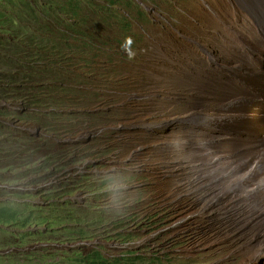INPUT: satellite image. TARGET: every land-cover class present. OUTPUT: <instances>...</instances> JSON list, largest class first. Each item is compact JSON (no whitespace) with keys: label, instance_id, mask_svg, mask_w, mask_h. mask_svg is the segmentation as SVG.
Instances as JSON below:
<instances>
[{"label":"rangeland","instance_id":"374dc122","mask_svg":"<svg viewBox=\"0 0 264 264\" xmlns=\"http://www.w3.org/2000/svg\"><path fill=\"white\" fill-rule=\"evenodd\" d=\"M8 1L3 7L4 24L18 37L12 41L0 32V39L12 48L27 54V41L41 37L42 24L54 36L64 28L74 34L70 40L77 38L65 43L64 51L69 50L67 56L73 61L65 76L76 81L65 109L86 115L72 124L76 128L70 138L62 134L69 165L50 182L94 172L133 175L128 189L111 196L120 199L122 206L133 205L140 223L135 238L124 241L96 237L60 244L37 238L23 244L9 241L11 236L0 232V264L39 263L44 256L53 264H67L60 250L73 257L93 245L111 258L133 250L145 259L157 253L167 264H264L261 238L252 239L245 229L237 228L239 210L233 204L239 195H234L233 181L226 178L225 186L212 191L203 178L209 175L208 154L200 145L202 135L210 134L204 127L211 126L212 118L201 122L200 86L214 85L221 74L229 73L232 79L235 51H244L243 40L251 32L247 15L234 0ZM75 26L79 33H74ZM20 36L26 42L17 45ZM22 59L27 55L18 60ZM85 60L89 66L83 68ZM9 64L7 59L3 68ZM5 106L17 118L19 109ZM191 114L195 118L190 122ZM16 124L15 130L20 131L22 123ZM31 134L44 137L37 129ZM229 136H234L232 131ZM230 144L233 139L221 142L222 147ZM83 149L88 150L84 156L93 160L84 168L71 165V155ZM88 163L103 165L92 169ZM30 183L0 175V200L14 192L26 195ZM47 185L33 191L42 194ZM45 197L36 203L45 206ZM100 203L114 206L108 195Z\"/></svg>","mask_w":264,"mask_h":264},{"label":"trees","instance_id":"16d2710c","mask_svg":"<svg viewBox=\"0 0 264 264\" xmlns=\"http://www.w3.org/2000/svg\"><path fill=\"white\" fill-rule=\"evenodd\" d=\"M4 2L9 1L0 0V32L13 41L17 35L4 24L7 23L3 13ZM35 20L38 21V17ZM52 22L55 23L54 20ZM61 31L64 32L54 36L49 27L42 24L41 37H30L27 41V54L18 47L12 48L5 38L0 39V175L11 174L14 182H31L26 195L14 192L7 200H0V232L11 236L9 241L13 238L23 244L37 238L42 242L60 244L92 241L96 237L115 241L134 239L140 221L133 205L125 202L122 206L120 199L111 196L128 189L133 175L94 172L66 175L63 182L60 179L50 182L69 165L65 156L68 148L64 150L65 146L61 145L66 141L61 138L63 135L70 138L76 128L72 124L86 115L65 109L72 85L76 88V81L65 76L73 66V61L67 56L69 50L64 51L65 43L77 38L70 40L69 36L74 34L64 28ZM74 33H79L77 26ZM19 38L22 41L16 44H25L26 39L23 36ZM5 51L8 52L7 57ZM22 55H27V59L18 60ZM7 59L10 64L4 69ZM86 62H81L83 68L89 66ZM2 104L18 108L17 118L8 106ZM15 122L22 123L20 131L15 130L18 127ZM35 129L44 137L32 135L31 131ZM85 153L88 150L71 155V165L84 168L87 161L93 160L84 156ZM88 164L92 169L103 165ZM57 178H62V175ZM45 184L48 185L42 194L33 191ZM76 195L81 196V200L76 199ZM104 195L113 198V207L100 203ZM41 196H46L45 206L36 203ZM126 251V254L111 258L99 245H93L87 253L78 251L73 257L60 250L67 264H167V260L157 253L145 259L143 254H137L138 251ZM47 258L44 256L39 263L29 264H53Z\"/></svg>","mask_w":264,"mask_h":264},{"label":"bare ground","instance_id":"6f19581e","mask_svg":"<svg viewBox=\"0 0 264 264\" xmlns=\"http://www.w3.org/2000/svg\"><path fill=\"white\" fill-rule=\"evenodd\" d=\"M234 3L247 15L251 32L243 40L244 51H235L238 57L236 70L230 72L232 79L229 73L221 74L214 85L200 86L201 122L211 116L208 125L214 129L213 134L204 127L210 134L202 135L200 149L208 154L205 162L209 170L203 178L212 191L226 183V178L233 181L234 195H239L233 204L239 210L237 228L264 243V0ZM188 118L191 122L195 116ZM230 131L234 136H229ZM232 139L233 144L221 146L222 141ZM242 179L246 182L240 183Z\"/></svg>","mask_w":264,"mask_h":264},{"label":"clouds","instance_id":"9594fccd","mask_svg":"<svg viewBox=\"0 0 264 264\" xmlns=\"http://www.w3.org/2000/svg\"><path fill=\"white\" fill-rule=\"evenodd\" d=\"M131 43V41L129 40V44ZM131 55V54H130Z\"/></svg>","mask_w":264,"mask_h":264}]
</instances>
